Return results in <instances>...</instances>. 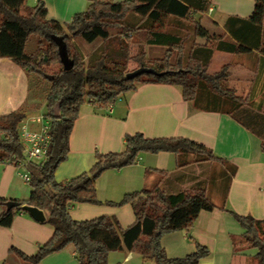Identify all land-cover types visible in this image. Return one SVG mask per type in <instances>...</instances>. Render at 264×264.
Instances as JSON below:
<instances>
[{
    "label": "trees",
    "instance_id": "1",
    "mask_svg": "<svg viewBox=\"0 0 264 264\" xmlns=\"http://www.w3.org/2000/svg\"><path fill=\"white\" fill-rule=\"evenodd\" d=\"M211 3L212 0H88L85 10L62 21L48 17L45 0H37L33 6H28L27 0H0V57L14 60L30 81L33 76L49 74L48 68L56 64L49 74L53 78L45 76L49 86L44 114L51 120V141L45 158L29 160L24 151L20 125L29 116L25 105L0 115V162H23L30 172L32 187L30 196L17 200L20 205L16 207L8 208L10 200L0 197V226H11L15 216L25 211L24 204L43 209L47 222L54 226L52 237L36 253L28 255L12 247L19 257L38 264L48 254L69 245L75 248L78 264H109L110 252L123 249L139 253L145 264H199L208 255L207 246L198 243L194 252L170 257L162 243L165 233L190 229L201 208L216 206L207 182L187 184L182 178L179 187L175 181L179 174L161 171L163 179L154 187L128 193L118 202L100 200L96 187L104 171L135 164L143 152L192 155L193 161L186 164L225 162L204 144L186 137H147L136 132L125 136L122 151L97 152L88 171L62 181L56 179L55 172L69 154L70 135L83 105L91 103L95 109H106L146 82L177 85L185 100L205 109L225 110L261 139L264 151V95L256 99L250 93H239L231 82L230 64L216 72L209 71L218 50L242 52L255 48L264 53V0H255L249 19H242L236 26L227 20L225 31L220 32L204 23ZM189 33H193L192 40ZM53 35L64 38L74 60L72 69H64ZM77 36L88 42L98 41L100 53L95 51L86 60L73 41ZM32 38L36 43L28 49ZM141 66L156 73L127 78ZM58 102L61 115L56 117L54 106ZM224 179L230 183L232 174ZM225 202L221 206L224 209ZM73 203H131L135 221L125 227L111 215L79 220L71 214ZM229 211L243 228L241 236L233 237L235 252L254 249L258 264H264V218Z\"/></svg>",
    "mask_w": 264,
    "mask_h": 264
},
{
    "label": "crops",
    "instance_id": "2",
    "mask_svg": "<svg viewBox=\"0 0 264 264\" xmlns=\"http://www.w3.org/2000/svg\"><path fill=\"white\" fill-rule=\"evenodd\" d=\"M45 2L48 17L62 21L71 20L88 4V0ZM254 7L255 0H212L209 7L212 10L209 9L207 14L213 23L211 30L225 31L227 20H231L234 26L240 24L242 19L250 18ZM226 37L233 39L228 34ZM225 64L231 65V82L239 93H250L256 99L263 97L264 53L260 49L242 52L218 50L213 55L209 71L216 72ZM30 87L27 72L11 58L0 57V115L22 105L29 113L34 105L29 100ZM136 132L147 137L192 139L211 148L225 162L186 164L193 161L192 155L168 151L143 152L135 164L108 169L98 177L99 199L118 202L128 193L152 188L163 179L161 171L179 174L180 178H175L179 187L182 178L187 184L203 180L208 183L209 190L215 191L211 196L216 206L201 208L190 229L165 233L162 243L167 255L186 256L194 252L199 243L209 249L199 264H258L256 250L235 252L233 237L241 236L243 228L229 209L242 215L264 218V151L261 139L225 110L205 109L185 100L177 85L146 82L120 96L106 109H95L91 103L83 105L70 135L69 154L57 167L56 179L67 180L88 171L97 159V152L122 151L125 136ZM183 164L186 165L181 166ZM22 171H28L24 164L0 162V197L23 200L30 196L32 187L29 186L28 190L30 181L24 179ZM229 173L232 174L230 183L224 179ZM215 197L220 199L219 202ZM224 201L226 209L221 207ZM70 210L72 216L79 220L111 215L125 227L135 221L131 203L122 206L73 203ZM45 216V221H39L24 211L15 216L11 226H0V264H30L11 248L16 247L28 255L36 253L54 233V226L47 222L46 212ZM38 264H78L75 248L69 245L50 253ZM109 264L145 262L139 253L123 249L110 252Z\"/></svg>",
    "mask_w": 264,
    "mask_h": 264
},
{
    "label": "built area",
    "instance_id": "3",
    "mask_svg": "<svg viewBox=\"0 0 264 264\" xmlns=\"http://www.w3.org/2000/svg\"><path fill=\"white\" fill-rule=\"evenodd\" d=\"M50 131L51 120L43 113L30 115L21 123L20 137L29 160L39 161L45 158L51 141ZM21 175L26 181H30L29 171H22Z\"/></svg>",
    "mask_w": 264,
    "mask_h": 264
},
{
    "label": "rangeland",
    "instance_id": "4",
    "mask_svg": "<svg viewBox=\"0 0 264 264\" xmlns=\"http://www.w3.org/2000/svg\"><path fill=\"white\" fill-rule=\"evenodd\" d=\"M35 3H36L35 0H27L28 6H33ZM204 23L206 25H208V27L210 29L213 28L212 27L213 23H212L209 16L205 15ZM189 38H190V40H192L193 33H189ZM73 41L79 47L81 52L84 54L86 60H89V58L93 52L98 51V53H100L101 45L98 44V41L88 42L79 36L74 37ZM35 43H36V40L34 38H32L31 40H29L27 48L31 49L35 45ZM96 45H97V47H96ZM157 49H159V48H157ZM55 67H56V64L51 65L50 68H48V70L46 72L50 74L54 70ZM33 77H35V78H32L30 81L31 93H30L29 100H30V102H34L33 103L34 105H33L32 109L30 108L29 114H31V113L32 114H40V113L44 114L47 111L45 93H46L48 86H49L48 81H47V78L45 76H33ZM29 186H31V185L29 184L27 186L28 190H30ZM209 193H210V195H212L215 193V191H213V189H212V191L210 190ZM23 200H25V199H23ZM213 200H214V198H213ZM219 200H220L219 198L215 197V201L219 202Z\"/></svg>",
    "mask_w": 264,
    "mask_h": 264
},
{
    "label": "water",
    "instance_id": "5",
    "mask_svg": "<svg viewBox=\"0 0 264 264\" xmlns=\"http://www.w3.org/2000/svg\"><path fill=\"white\" fill-rule=\"evenodd\" d=\"M52 38L58 45V50H59V55H60V60L61 63L63 64V67L65 70H70L74 67V60L70 57L67 44L64 41V38L62 36H56L53 35ZM156 73V71L152 68H147L144 66H141L140 68L128 73L127 78H134L138 75L144 74V73ZM48 79H52L53 75L46 74L45 75ZM54 115L56 117H59L61 115V109H60V103H56L54 106ZM20 202L17 200H10L7 202V207L12 208L19 206ZM23 210L26 212L30 213L36 220L39 221H45L46 216H45V211L43 209H40L36 206L29 205V204H24L22 205Z\"/></svg>",
    "mask_w": 264,
    "mask_h": 264
}]
</instances>
